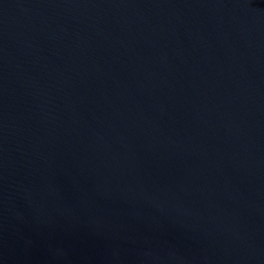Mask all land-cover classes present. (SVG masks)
Listing matches in <instances>:
<instances>
[{"label":"water","instance_id":"obj_1","mask_svg":"<svg viewBox=\"0 0 264 264\" xmlns=\"http://www.w3.org/2000/svg\"><path fill=\"white\" fill-rule=\"evenodd\" d=\"M0 264H264V0H0Z\"/></svg>","mask_w":264,"mask_h":264}]
</instances>
